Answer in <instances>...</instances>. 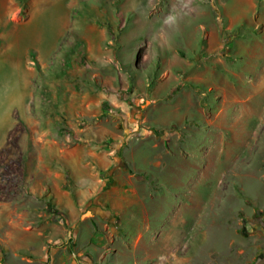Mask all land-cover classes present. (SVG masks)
<instances>
[{"label": "rangeland", "instance_id": "obj_1", "mask_svg": "<svg viewBox=\"0 0 264 264\" xmlns=\"http://www.w3.org/2000/svg\"><path fill=\"white\" fill-rule=\"evenodd\" d=\"M30 21L0 264H264V0H0V45Z\"/></svg>", "mask_w": 264, "mask_h": 264}, {"label": "crops", "instance_id": "obj_2", "mask_svg": "<svg viewBox=\"0 0 264 264\" xmlns=\"http://www.w3.org/2000/svg\"><path fill=\"white\" fill-rule=\"evenodd\" d=\"M32 21L24 24V26L21 27L15 26L16 33L13 34L11 38L10 36L4 35L3 37L2 35V42H7L0 45V61H2L3 64L0 65V75L5 76L0 77V144H4L7 141V133L14 127L15 123H22V121L24 122V106L26 105V102H24V98H26V95H28L27 91H29V96H32V80L34 77H38L33 67H31L29 63H26L24 59L26 52L30 48L35 49L37 54H39L38 48L40 46V43L41 45L43 44V37L40 36L39 32H36V28L30 29ZM59 29L60 28L58 27V31ZM3 39L6 40L3 41ZM244 62L245 63L243 64V71L253 74L254 77L258 76L257 73L262 72V70H256V67H260L258 65V62L252 63L251 65L247 61ZM262 68H264V64ZM222 70L223 71H217L214 68L208 67V69L205 70L203 77L210 78L202 81L204 82L205 86L222 92L229 91V81L222 82V86L212 78L221 77L223 79L225 77H234V72L225 67L223 63ZM240 74L242 75V77H239L241 80L243 79V76L247 77V74L245 73ZM8 77H17V80L13 82L18 86L14 84L12 85V87L8 86V82H12L10 78L7 79ZM29 87H31V90L29 89ZM24 88L27 92V94L25 95L26 97L24 96ZM13 91L16 92L13 93ZM255 99H252L251 102L246 104L245 106H241L242 118L239 120L241 124L244 123L245 125L251 122H255V124L257 125L262 120L264 116V100L262 102V97L260 95L255 96ZM30 107L31 104L29 103L27 106V111L28 109L30 110ZM10 118V124H4V122H7ZM236 119L237 118L235 116L233 118L234 124H236L237 122ZM223 125H226V123H223ZM233 126L234 125H231V127ZM231 146H233L232 148L235 154L237 146L230 145V148ZM222 154L225 153L222 152Z\"/></svg>", "mask_w": 264, "mask_h": 264}]
</instances>
